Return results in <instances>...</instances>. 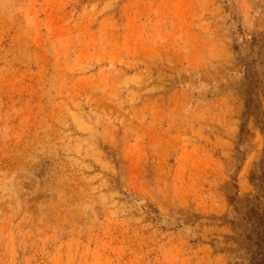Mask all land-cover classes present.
<instances>
[{
	"label": "rangeland",
	"instance_id": "1",
	"mask_svg": "<svg viewBox=\"0 0 264 264\" xmlns=\"http://www.w3.org/2000/svg\"><path fill=\"white\" fill-rule=\"evenodd\" d=\"M261 130L264 0H0V264H247Z\"/></svg>",
	"mask_w": 264,
	"mask_h": 264
},
{
	"label": "trees",
	"instance_id": "2",
	"mask_svg": "<svg viewBox=\"0 0 264 264\" xmlns=\"http://www.w3.org/2000/svg\"><path fill=\"white\" fill-rule=\"evenodd\" d=\"M245 108L244 114H247L248 106ZM261 131L264 133V130ZM247 179L254 193L246 195L242 200H237L236 193L229 199V203L237 213L236 225L239 231L236 234L243 246L247 264H264V148L260 160L255 163Z\"/></svg>",
	"mask_w": 264,
	"mask_h": 264
}]
</instances>
